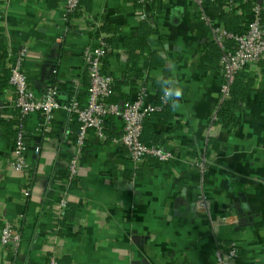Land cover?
<instances>
[{
	"label": "crops",
	"instance_id": "0c3cea01",
	"mask_svg": "<svg viewBox=\"0 0 264 264\" xmlns=\"http://www.w3.org/2000/svg\"><path fill=\"white\" fill-rule=\"evenodd\" d=\"M229 1L80 0L65 15L66 0H0V231L8 222L20 233L15 252L0 242V264H47L49 256L58 264H214L216 245L230 243L239 264H264V58L238 73L232 85L242 99L229 106L232 120L221 117L230 92L220 100L211 26L241 33L252 17V0ZM100 34L109 40L102 71L113 79L111 102L122 106L142 86L158 103L167 79L182 88L176 107L167 101L142 134L171 157H146L134 170L111 139L120 123L108 119V138L89 132L68 181L79 125L60 109L47 125L39 113L24 119L28 168L16 171L19 114L8 79L17 50L25 49L36 95L51 85L60 103L84 100L82 55ZM202 195L207 210L195 205Z\"/></svg>",
	"mask_w": 264,
	"mask_h": 264
},
{
	"label": "built area",
	"instance_id": "2783aa9c",
	"mask_svg": "<svg viewBox=\"0 0 264 264\" xmlns=\"http://www.w3.org/2000/svg\"><path fill=\"white\" fill-rule=\"evenodd\" d=\"M144 3L149 0H136ZM203 2V0H197ZM212 1V0H210ZM233 6V0H230ZM80 10V0H66L64 5L65 15H70ZM252 17L243 33H233L211 26V40L220 51V70L223 81L220 86L223 101L228 97L230 87L238 73L248 64L259 62L264 58V6L254 3L251 8ZM202 19H205L202 16ZM107 35L100 34L97 37V45L87 46L83 51L88 90L84 100L76 95L65 103H60L56 97V88L48 86L43 94L36 95L30 88L23 70L25 49H18L9 68V84L15 92L14 105L18 111L19 119L16 126L13 143V160L11 167L23 172L28 168L26 160L27 141L24 119L39 113L45 124H49L56 110H63L75 117L78 129L75 136L74 150L67 164V179H74L77 175L79 160L86 146V140L90 131H93L99 140H106V121L111 118L120 123L119 134L111 137L113 141L120 143L126 151L132 168L137 170L146 157H152L159 161H165L171 157L161 147L148 145L142 141L144 123L151 115L160 111L167 103L162 94L158 103L147 100L146 90L139 87L135 96L127 100L122 106L110 101L113 79L102 71V59L107 51ZM30 188H26L29 195ZM195 205L197 209L207 210L208 200L199 196ZM66 207L64 197L58 203V214L61 215ZM214 220L212 225L214 226ZM220 221H223L220 219ZM2 246L15 252L20 242V233L10 223L5 222L0 231ZM47 264H58L55 256H49ZM214 264H239L238 249L234 243L228 245H216Z\"/></svg>",
	"mask_w": 264,
	"mask_h": 264
},
{
	"label": "trees",
	"instance_id": "16d2710c",
	"mask_svg": "<svg viewBox=\"0 0 264 264\" xmlns=\"http://www.w3.org/2000/svg\"><path fill=\"white\" fill-rule=\"evenodd\" d=\"M255 3V1L254 0H252V1H250V2H248L246 5H247V7L248 8H250V7H252V3ZM246 30V29H245ZM244 30V31H245ZM243 31V32H244ZM243 32H241V33H243ZM109 40H107V42H108ZM106 53V52H105ZM241 89H239V85L236 83H234L233 85H232V88H231V91H230V95H229V98L227 99V100H225V103H224V109H222L221 111H220V116L221 117H224V119H229V120H232L233 118L230 116V114H229V111H228V109H229V106H231V105H238L239 104V102L241 101V99H242V94L240 93L241 91H240ZM230 117V118H229ZM109 119H111V118H109ZM113 122L114 123H117L118 124V120H115V119H113Z\"/></svg>",
	"mask_w": 264,
	"mask_h": 264
},
{
	"label": "clouds",
	"instance_id": "9594fccd",
	"mask_svg": "<svg viewBox=\"0 0 264 264\" xmlns=\"http://www.w3.org/2000/svg\"><path fill=\"white\" fill-rule=\"evenodd\" d=\"M163 95L165 100L170 101L173 108L176 107L178 100L183 95V90L179 87L176 81L172 79L164 80L162 83Z\"/></svg>",
	"mask_w": 264,
	"mask_h": 264
}]
</instances>
